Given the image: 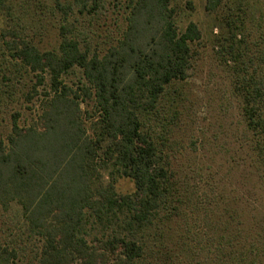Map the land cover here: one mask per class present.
Returning <instances> with one entry per match:
<instances>
[{
	"label": "trees",
	"instance_id": "trees-1",
	"mask_svg": "<svg viewBox=\"0 0 264 264\" xmlns=\"http://www.w3.org/2000/svg\"><path fill=\"white\" fill-rule=\"evenodd\" d=\"M20 1L0 0V110L23 69L36 80L28 100L43 91L35 125L20 126L14 112L0 130V264H18L30 243H38L37 264H264V200L250 211L237 195L205 211L203 243L184 209L192 200L175 170L176 124L160 108L169 87L187 79L197 25L179 30L173 0H114L124 28L101 50L87 24L106 0L37 1L57 20V44L42 50L19 28ZM217 5L207 0L206 10ZM238 48L251 138L232 167L252 180L264 174V76ZM74 69L83 79L77 90L64 82ZM80 99L93 103L92 135ZM118 178L133 192L118 194Z\"/></svg>",
	"mask_w": 264,
	"mask_h": 264
},
{
	"label": "rangeland",
	"instance_id": "rangeland-1",
	"mask_svg": "<svg viewBox=\"0 0 264 264\" xmlns=\"http://www.w3.org/2000/svg\"><path fill=\"white\" fill-rule=\"evenodd\" d=\"M37 1L48 0H22L16 5L17 23L28 40L40 49L48 50L57 44V20L45 10H38L35 7ZM113 1L106 0L105 9L87 24L92 48L106 49L124 28L120 16L109 5ZM216 1L218 5L210 11L206 10L207 0L172 1L179 30L183 31L193 22L201 38L192 45L193 56L187 79L169 87L160 108L166 121L172 118L176 124L171 134L176 146L175 170L180 181L184 179L187 195L192 200L184 209L188 212V221L197 229L194 232H200L201 243L211 234L205 227V211L221 209L237 195L250 211L264 200V174L251 180L232 167L240 156L245 159L241 149L248 146L251 138L244 130L243 102L237 78V72L244 66L233 58V51L237 53L239 46L243 48L245 57L241 60L251 59L249 70H256L259 77L264 76V0ZM20 3H24L25 13H21ZM35 82L32 74L21 70L13 97L1 107L0 130H4L9 115L14 112L20 114V126L35 125L43 91V87H38L37 95L28 100L27 94ZM64 82L72 90H77L83 82L81 72L72 70L64 77ZM80 102L85 127L92 135L95 120L89 116L93 103L83 99ZM104 181H109L107 174H104ZM114 188L120 195L134 190L133 183L125 178L116 179ZM3 222L0 219L1 225ZM3 226L5 230L7 226ZM4 233L6 235V231ZM1 235L5 236L2 231ZM37 246L30 243L18 264H37L34 258Z\"/></svg>",
	"mask_w": 264,
	"mask_h": 264
}]
</instances>
